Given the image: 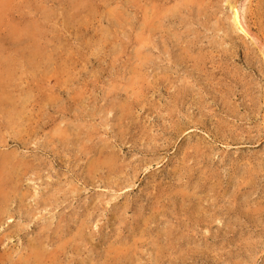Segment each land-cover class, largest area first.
Returning <instances> with one entry per match:
<instances>
[{"label":"rangeland","instance_id":"rangeland-1","mask_svg":"<svg viewBox=\"0 0 264 264\" xmlns=\"http://www.w3.org/2000/svg\"><path fill=\"white\" fill-rule=\"evenodd\" d=\"M241 3L0 0V264H264V0L253 39Z\"/></svg>","mask_w":264,"mask_h":264},{"label":"bare ground","instance_id":"bare-ground-1","mask_svg":"<svg viewBox=\"0 0 264 264\" xmlns=\"http://www.w3.org/2000/svg\"><path fill=\"white\" fill-rule=\"evenodd\" d=\"M249 0H243V3H241V5L239 6V7H241V9H238L237 7L238 6H236L235 7V9H234V15H233V18H234V21H235V23L237 24V26L239 27V29L241 30V31H243L245 34H248V36L250 35V32H249V30L250 29H248V26L245 24V22H244V16H243V13L245 12V10H246V3L248 2ZM198 2V1H197ZM237 2V1H236ZM239 2H240V0H239ZM236 4V3H235ZM236 5H238V4H236ZM235 6V5H234ZM239 11H241V12H239ZM252 38L251 39H253V38H255L253 35H250ZM255 36H256V34H255ZM257 38V37H256ZM260 40V39H259ZM256 41V40H255ZM260 42V44H259V47H260V53L263 55V59H264V41L263 40H260L259 41ZM2 50V49H1ZM12 52V51H11ZM260 54V55H261ZM2 55V54H1ZM6 55V54H5ZM32 55H34V54H32ZM3 58V57H2ZM5 58V57H4ZM32 59V58H31ZM5 61H6V58L4 59ZM34 60V59H33ZM9 61V60H8ZM7 61V62H8ZM264 61V60H263ZM8 65H11L10 63L8 64ZM1 67V66H0ZM3 67V66H2ZM1 67V68H2ZM5 68V67H4ZM11 69V68H10ZM12 71H14L13 69H11ZM2 71V70H1ZM0 71V72H1ZM5 74V73H4ZM6 75V74H5ZM9 76V75H8ZM5 77V76H4ZM4 79H6V77L4 78ZM8 82V81H7ZM1 83V82H0ZM2 86V85H1ZM3 89V88H2ZM6 106V105H5ZM2 106H0V108H1ZM12 107H13V105H12ZM130 107V106H129ZM2 108H4V107H2ZM2 110V109H1ZM11 111L13 110V109H10ZM2 111H4V110H2ZM5 111H6V109H5ZM8 111V110H7ZM1 112V111H0ZM14 112V111H13ZM2 114H3V112H2ZM7 115V114H6ZM15 115V114H14ZM2 117V116H1ZM6 117V116H5ZM264 121V120H263ZM264 126V125H263ZM3 153H4V151H3ZM6 153V152H5ZM12 155V154H11ZM5 156V155H4ZM0 157H2L3 158V156H0ZM1 158V159H2ZM16 158V157H15ZM110 158H112V157H110ZM9 159V158H8ZM14 159V158H13ZM17 159V158H16ZM15 159V160H16ZM97 160V159H96ZM104 160V159H103ZM92 162V161H91ZM106 162V161H105ZM109 161L107 160V163H108ZM7 163H11V165L13 164V162L12 161H8ZM7 163H2V166L1 167H4V169H6L7 170V172L9 173V167H7L9 164H7ZM23 163V162H22ZM11 165H9L10 167H12ZM111 166V165H110ZM26 167V166H25ZM9 168V169H8ZM100 168V167H99ZM108 168V167H107ZM27 169V168H26ZM90 169V168H89ZM93 169V168H92ZM3 173V172H2ZM10 175V174H9ZM17 176V175H16ZM3 177V176H2ZM4 180V179H3ZM5 181V180H4ZM15 183V182H14ZM17 184V183H16ZM4 190V189H3ZM5 191V190H4ZM181 193V192H180ZM16 195V194H15ZM7 196V195H6ZM9 196V195H8ZM183 197V196H182ZM22 198V197H21ZM23 201V200H22ZM1 216V215H0ZM199 217H200V215H199ZM211 218V217H210ZM75 240V239H74ZM79 240V239H78ZM33 242V241H32ZM31 242V243H32ZM34 243V242H33ZM43 244H44V242H43ZM45 245V244H44ZM28 246V245H27ZM26 246V247H27ZM42 247H44V246H39L38 244L36 245V247H35V245H34V247H32V248H30V251H29V253H28V255H29V257L30 258H32V262H33V264H40L41 263V261H44V259L47 257V254H48V252L47 253H45V251L42 249ZM46 247V246H45ZM122 248V247H121ZM114 252V251H113ZM125 254V253H124ZM111 255V254H110ZM116 255V254H115ZM28 257V258H29ZM123 257H125V256H123ZM58 259V258H57ZM27 260V259H26ZM50 261V260H49ZM48 263V262H47ZM28 264H29V261H28Z\"/></svg>","mask_w":264,"mask_h":264}]
</instances>
